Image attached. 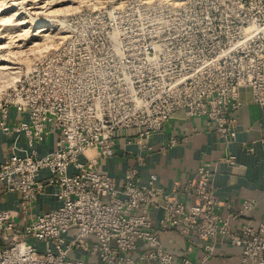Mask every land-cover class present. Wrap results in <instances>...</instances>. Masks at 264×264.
Segmentation results:
<instances>
[{
	"label": "built area",
	"instance_id": "obj_1",
	"mask_svg": "<svg viewBox=\"0 0 264 264\" xmlns=\"http://www.w3.org/2000/svg\"><path fill=\"white\" fill-rule=\"evenodd\" d=\"M64 28L65 39L0 103V132L21 134L27 146L0 163L3 190L18 193L23 210L46 186L58 202L22 227L0 208V264H200L183 255L176 260L159 232L195 236L203 242L202 260L221 236L241 248L237 264H264V210L255 226L242 224L234 233L230 223L246 218L256 201L233 207L218 199L209 184L213 172L202 163L194 179L169 190L155 174L139 182L137 170L127 169L117 184L96 168L117 131L135 129L141 144L177 112L203 117L207 129L232 140L241 90L264 108V0H134L81 10ZM10 108L26 119L10 124ZM47 127L58 130L55 149L38 156L34 147ZM223 160L234 164L232 156ZM42 169L50 173L44 181ZM152 209L159 212L156 230ZM27 238L45 243L44 251Z\"/></svg>",
	"mask_w": 264,
	"mask_h": 264
},
{
	"label": "crops",
	"instance_id": "obj_2",
	"mask_svg": "<svg viewBox=\"0 0 264 264\" xmlns=\"http://www.w3.org/2000/svg\"><path fill=\"white\" fill-rule=\"evenodd\" d=\"M240 98L242 105L233 114L236 119L235 135L228 143L207 129L203 117L185 119L181 112H177L160 130L142 138L141 144L136 143V130L117 131L113 147L107 157L98 158L96 168L115 177L117 184L121 183L122 175L127 169L137 170L139 182H145L150 174H155L157 185L169 190L174 184L183 186L187 180L194 179L195 170L202 163L213 172L209 184L218 199L230 201L233 207L247 198L256 201L246 218L230 223L231 230L239 234L242 224L255 226L264 210V143L261 142L264 136V108L252 103L248 89L241 90ZM25 119V114L9 109L10 124H17ZM47 130L44 140L34 147L38 156L55 149L58 130L53 127H47ZM171 138L177 139L173 146L168 145ZM26 150L24 136L20 134L16 137L0 132V163L13 152L23 155ZM229 156L234 157L233 165L223 160ZM49 176L46 169L38 172V180L44 181ZM2 186L0 183V208L11 213L17 227L30 223L36 215L51 210L58 204L52 195V187L46 186L29 209L23 210L20 195L6 192ZM158 216L159 212L152 209L153 230H156ZM157 234L163 248L172 252L176 260L183 255L200 264H237L241 255L240 247L231 245L226 238L218 236L213 253L202 260L203 242L195 236H190V242L185 237L183 241L175 240L169 232ZM27 242L39 249L45 246V243L31 238H27ZM0 244L3 246V241ZM137 254L138 252L131 253L134 257ZM78 255L84 262H98L95 256L80 253L75 256Z\"/></svg>",
	"mask_w": 264,
	"mask_h": 264
},
{
	"label": "rangeland",
	"instance_id": "obj_3",
	"mask_svg": "<svg viewBox=\"0 0 264 264\" xmlns=\"http://www.w3.org/2000/svg\"><path fill=\"white\" fill-rule=\"evenodd\" d=\"M124 2L134 0H0V103L37 60L65 39L64 23L68 17L81 10L118 8ZM41 27L47 31L39 32ZM78 160L83 162V155ZM169 233L175 240L183 241L182 236Z\"/></svg>",
	"mask_w": 264,
	"mask_h": 264
},
{
	"label": "bare ground",
	"instance_id": "obj_4",
	"mask_svg": "<svg viewBox=\"0 0 264 264\" xmlns=\"http://www.w3.org/2000/svg\"><path fill=\"white\" fill-rule=\"evenodd\" d=\"M43 31H47V29L44 28V27H41V29L39 30V32H43ZM19 79H20V78H19Z\"/></svg>",
	"mask_w": 264,
	"mask_h": 264
}]
</instances>
